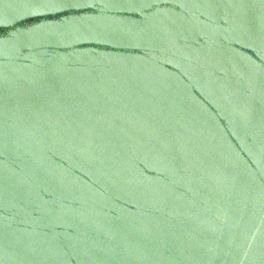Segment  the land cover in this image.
Wrapping results in <instances>:
<instances>
[{
	"label": "water",
	"instance_id": "water-1",
	"mask_svg": "<svg viewBox=\"0 0 264 264\" xmlns=\"http://www.w3.org/2000/svg\"><path fill=\"white\" fill-rule=\"evenodd\" d=\"M0 264H264V0H0Z\"/></svg>",
	"mask_w": 264,
	"mask_h": 264
}]
</instances>
